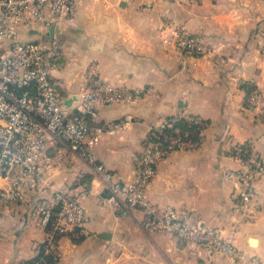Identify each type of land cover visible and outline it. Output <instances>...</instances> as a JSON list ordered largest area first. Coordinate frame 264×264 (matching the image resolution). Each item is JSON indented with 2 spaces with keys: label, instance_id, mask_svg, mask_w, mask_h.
<instances>
[{
  "label": "crops",
  "instance_id": "crops-1",
  "mask_svg": "<svg viewBox=\"0 0 264 264\" xmlns=\"http://www.w3.org/2000/svg\"><path fill=\"white\" fill-rule=\"evenodd\" d=\"M165 11L207 43L211 52L180 55L165 47L159 33ZM64 26L68 28H55L64 62L52 73L63 98L78 96L91 63L114 85L144 89L133 104L115 102L98 108L94 125L125 115L131 120L122 129L101 133L91 146L96 162L129 181L139 167L149 129L178 106H187L208 121L203 142L161 161L147 194L159 207L172 205L229 234L238 221L237 184L224 172L239 164L226 151L233 143L249 141L264 152V116L242 105L241 85L254 82L264 109V57L259 51L264 0H197L167 8L160 2L81 0L75 24ZM50 154L52 166L42 181L43 193L81 194L89 216L84 236L57 237L59 259L54 264H232L219 253L207 262L194 246L180 244L172 234L146 229L140 209L121 215L102 203L103 186L94 164L61 142ZM8 183L0 178V186ZM255 187L260 202L256 219L239 224L234 243L245 254L264 260V175ZM39 194L28 190L22 200L0 204V264H30L39 254L43 239L36 213Z\"/></svg>",
  "mask_w": 264,
  "mask_h": 264
},
{
  "label": "built area",
  "instance_id": "built-area-1",
  "mask_svg": "<svg viewBox=\"0 0 264 264\" xmlns=\"http://www.w3.org/2000/svg\"><path fill=\"white\" fill-rule=\"evenodd\" d=\"M80 1L0 0V178L9 182L0 186V204L22 200L28 190L40 193L36 197V213L44 234L40 252L30 264L56 263L58 236L81 237L87 233L89 216L81 194L61 190L43 193L41 184L52 166L50 152L57 142L94 164L103 186L100 201L119 214L140 209L146 229L172 234L180 244L194 246L207 262L219 253L232 264H264V260L245 254L234 243L239 224L253 221L260 207L255 186L264 175V154L252 143H233L226 151V156L239 164L224 172L225 178L237 184L238 221L227 235L216 226L195 219L190 212L172 205L159 207L147 194L161 161L172 152L197 149L203 142L208 121L187 106H178L149 129L139 167L129 181H121L104 164L96 162L91 146L101 133L122 129L131 120L125 115L103 126L94 125L98 108L115 102L133 104L144 89L114 85L99 76L95 63H91L84 72L77 102L71 107L63 105L62 95L52 86L57 83L52 73L60 68L57 60L61 55L55 28L75 24ZM138 1L160 2L167 8L197 0ZM159 33L160 42L180 55L202 56L211 52L207 43L188 32L168 11L163 14ZM242 87V105L249 109L258 107L259 88L252 82H245Z\"/></svg>",
  "mask_w": 264,
  "mask_h": 264
},
{
  "label": "rangeland",
  "instance_id": "rangeland-1",
  "mask_svg": "<svg viewBox=\"0 0 264 264\" xmlns=\"http://www.w3.org/2000/svg\"><path fill=\"white\" fill-rule=\"evenodd\" d=\"M61 28L63 29V30H66V28H68L67 26H64V25H61ZM264 46V33L262 34V40H261V42H260V46H259V51H260V54L264 57V51H262V47ZM62 54H63V52H62V46H61V55H60V57H59V59L57 60V62L59 63V65H60V68H61V66H62V62H64L63 61V56H62ZM246 82H252V81H246ZM253 84H254V82H252ZM245 84V82H243L241 85H244ZM53 86V88H54V90L58 93V94H60L61 95V92H60V89H59V85H58V82L57 83H55L54 85H52ZM245 95V94H244ZM249 109V108H248ZM250 109H258L259 110V114H263V116H264V109H263V107L260 105V100H259V104H258V107H256V108H250ZM261 112V113H260ZM249 142V141H248ZM250 143H252V145H253V147L257 150V151H259L256 147H255V145L253 144V142H250ZM260 153H262V154H264V152H261V151H259ZM262 177V176H261ZM259 179V178H258ZM256 200H257V196H256ZM257 202H258V200H257ZM258 204L260 205V202H258ZM260 208V207H259ZM258 212V211H257ZM257 212L255 213V219H256V214H257ZM37 218H38V216H37ZM244 223H248V222H244ZM41 226V225H40ZM41 228H42V226H41ZM43 229V228H42ZM43 234H44V230H43Z\"/></svg>",
  "mask_w": 264,
  "mask_h": 264
},
{
  "label": "water",
  "instance_id": "water-1",
  "mask_svg": "<svg viewBox=\"0 0 264 264\" xmlns=\"http://www.w3.org/2000/svg\"><path fill=\"white\" fill-rule=\"evenodd\" d=\"M53 30H54V27L51 26L49 29L50 33H52ZM77 100H78V96H73V97L67 98V99L63 98L62 103L65 107H71L72 105H74L77 102ZM253 240L255 241V239H253Z\"/></svg>",
  "mask_w": 264,
  "mask_h": 264
}]
</instances>
